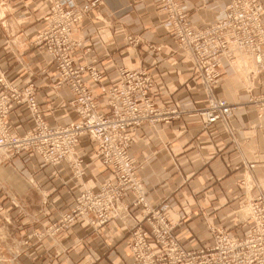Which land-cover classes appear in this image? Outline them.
Here are the masks:
<instances>
[{"label": "crops", "instance_id": "1", "mask_svg": "<svg viewBox=\"0 0 264 264\" xmlns=\"http://www.w3.org/2000/svg\"><path fill=\"white\" fill-rule=\"evenodd\" d=\"M89 1L61 3L75 9ZM177 2L187 24L200 29L223 16L228 0ZM48 5L47 0H0V72L16 88L30 80L42 120L55 127L76 120L77 115L68 106L70 88L58 84L49 55L33 43L45 26ZM164 19L158 0H98L74 26L72 55L75 65L93 66L100 74L98 84L83 75L97 110H106L99 86L116 83L119 66L145 69L153 79L155 103L177 108L176 117L138 128L128 154L146 189V201L153 206L167 204L169 219L175 222L173 234L185 249L192 250L212 243L213 228H222L228 235L245 234L251 220L241 208L257 194L264 197V70H258L246 52H234L230 59L221 57L214 94L232 106L230 127L224 131L218 122L201 126L196 112L205 104L204 93ZM6 122L17 133L32 125L25 105L14 103L8 106ZM73 151L81 158L77 178L65 161L51 166L33 152L1 158L0 211L15 223L16 212L26 210L37 194L38 209L25 211L23 220L43 226L52 219L53 209L68 204L81 186L94 191L109 178L108 169L94 156L92 141L79 138ZM129 217L139 222L141 213L131 209ZM106 229L111 241L102 235ZM98 232L101 236L74 222L68 231L56 235L51 249L64 251L61 259L78 264L86 263L87 249L96 257L95 264H129L125 226L110 220ZM49 242L39 245L48 248Z\"/></svg>", "mask_w": 264, "mask_h": 264}, {"label": "built area", "instance_id": "2", "mask_svg": "<svg viewBox=\"0 0 264 264\" xmlns=\"http://www.w3.org/2000/svg\"><path fill=\"white\" fill-rule=\"evenodd\" d=\"M47 1L45 26L37 32L33 42L41 45L49 55L58 74V84L70 88L73 94L70 107L77 113V119L64 126L48 127L41 118L31 83L13 91L10 99L1 96L0 159L33 152L51 166L65 161L79 175L76 166L81 158L74 154L73 147L79 138L86 137L94 143V154L109 168L111 177L99 186L97 193L86 191L81 194L78 197L80 203L90 206L104 202L109 206L115 200L118 202L120 196L124 197L129 189L133 192V201L144 204V189L128 154L132 135L143 123L171 119L178 115V110L175 107L160 110L151 97L153 79L150 73L141 67L130 69L124 66L116 68V83L100 86L106 110H97L94 95L83 82V74H88L95 82L100 74L93 66L75 65L72 48L76 41L71 34L76 22L98 0H90L75 9L65 7L62 0ZM260 1L229 0L223 17L195 30L187 26L177 0H158L159 8L165 13L166 29L176 39L180 53L192 62L193 74L204 93V107L196 112L203 127L218 122L229 129L227 122L232 106L213 94L220 76L221 57L230 59L234 52H246L252 56L255 67L264 70ZM11 103L23 104L27 108L32 125L22 133L7 126ZM247 202L252 224L242 237L214 230L212 244L185 250L172 233L173 223L157 213L148 218L149 230L134 227L136 243L133 250L152 252L149 253L152 260L139 257L144 262L142 264H264V197L257 194ZM105 219L101 215L100 222ZM147 239H151L162 253L155 259L156 254Z\"/></svg>", "mask_w": 264, "mask_h": 264}, {"label": "rangeland", "instance_id": "3", "mask_svg": "<svg viewBox=\"0 0 264 264\" xmlns=\"http://www.w3.org/2000/svg\"><path fill=\"white\" fill-rule=\"evenodd\" d=\"M260 4L262 7L261 1H260ZM87 11L83 14V16L87 13ZM180 12L182 13V15L185 18V21L187 23L185 13L182 12L181 10H180ZM262 13H263V9L261 11L260 20L262 17ZM224 15H225V11H224L223 16ZM223 16H221V17H223ZM221 17H219V18H221ZM261 22H262V20H261ZM164 26H165V24H164ZM187 26H189V25L187 24ZM263 26H264V24H263ZM165 28H166V26H165ZM191 28H193V27H191ZM193 29L199 30L197 28H193ZM36 34H35V36H36ZM35 36H34V39H35ZM34 39H33V41H34ZM191 64H192V62H191ZM18 65L21 66V68H22L21 72H24V63L22 61H20V62H18ZM219 69H220V67H219ZM55 71H56V69H55ZM56 73H57V71H56ZM86 75H88V74H86ZM89 78L91 79L90 76H89ZM219 78H220V76H219ZM218 81H219V79H218ZM25 82L26 83L23 84V86H25L27 83L32 84V82L30 80H27ZM96 83L98 84V81ZM23 86L20 88H16V86L12 85L10 83V81L4 77L3 72H0V97L4 96L5 98L10 99V95L12 94V92L16 91V90H21L23 88ZM34 88H35V86H34ZM99 88H100V86H99ZM100 92H101V89H100ZM71 94H72V92H71ZM213 94H214V89H213ZM34 97H35V89H34ZM70 100L68 102L69 107H70ZM21 105H23V104H21ZM158 107L160 110L166 111V110H170V108H174L175 105L173 104L171 106H166V107L158 106ZM39 112H40V109H39ZM40 114H41V112H40ZM76 115H77V113H76ZM159 121H164V120H159ZM145 123H147V122H145ZM147 124H150V123H147ZM227 125H228V127H230L229 121L227 122ZM221 127L223 128L224 131H226V128L224 127L223 124L221 125ZM228 130L229 129H227V131ZM94 150H95V146H94ZM94 156H95V154H94ZM79 164H80V162H79ZM134 164H135V162H134ZM67 166H68V164H67ZM76 167L80 170V173H81V168L79 167V165ZM105 167L109 171V174H110L109 178H110L111 177L110 170L107 166H105ZM68 168L70 170V173L72 174V177L77 178L80 175V174L79 175L76 174L74 172V169L70 168L69 166H68ZM135 168H136V165H135ZM109 178H107L106 180H108ZM103 182H100L97 189L94 191H92L91 188L81 186L82 188L80 189V191L77 194L71 195V200L68 204H66L63 207L61 206V207L53 209L54 215H53L52 219H50L48 221V223L43 225V226H40V225L39 226L38 225H32L31 226L30 222H24V220H23L25 211L27 213L28 212L31 213V212L38 209L39 197L37 194H34L33 198L30 199V201H29L30 204L27 205L26 210H23V211L18 210L16 212L17 218H16L15 223H13L3 211L2 212L0 211V264H78V262H76L75 260L73 261L72 259H69V261L61 259L60 256H61V254L65 253L64 251L51 249L52 247H54L53 243L55 242L56 235L61 233V232L68 231L71 224L74 222H79L80 225L87 226L91 232L99 233L98 231L103 230L104 227L106 226V224L108 222H110V220H118L126 228V235L123 237V241H124V246L127 249V252L129 254V257H130V263L129 264H142V263H144V262H142V259H145V258L151 259V255H149V253H152V252H135L133 250V246L136 243V238L133 235L134 227L139 226L143 230H149V225L147 223L148 218H150L152 215L157 214V213L163 214L164 216H166L169 219L170 217L167 213V208H168L167 204L166 203H160V204H157L155 206L149 204V202L146 201V189H145V187L141 181H140V183L144 189V199H145L144 204L143 203L142 204L137 203L136 201H133V192H131L129 189L126 190V195L124 197L120 196L119 197L120 199L118 200V202L115 200L109 206H108V204H106L104 202H102L100 204H92L90 206H88L84 203H80V201L78 200V197L81 194L85 193L86 191H89L92 193H97V191L99 190V186ZM128 196H129V199L127 201L126 198ZM97 206H100L99 209L97 208ZM131 209H137L140 211L141 219L139 222L130 221L129 216H130V210ZM241 210H242L241 212L247 214L248 218L250 219V217H249V203L248 202H245V204L241 208ZM101 215H104L106 217V219L104 221L100 222ZM170 221L173 223V228H172V233H173V229L175 227V222H173L172 220H170ZM141 223H143L144 225H141ZM251 224H252V222H251ZM214 230H220V231L226 233L225 230L222 228H213V229H211V238L213 236L212 231H214ZM107 231H109V229H106L104 231V233H102V235L106 236L108 241H111V239L109 238V235L106 233ZM100 234L101 233H99V235ZM245 234H243V235H245ZM230 236H235V235H230ZM242 236H236V237H242ZM174 237L176 238L177 242L181 245V242L177 239V237L175 235H174ZM47 240L50 241L49 244L51 247L42 248L39 244L41 242L47 241ZM147 240H149L148 242L150 243L152 250L154 251V254H156V256L153 257V259H155L159 255H161L162 253L159 252L160 251L159 247L151 239H147ZM72 241L74 243H76L78 240L76 239V237H74ZM212 241H213V239H212ZM32 242H34V243H32ZM181 247L183 249H185L182 245H181ZM185 250H187V249H185ZM188 250H190V249H188ZM136 253L141 254V255L136 256L135 255ZM84 255H85L84 257H85L86 263L83 262L82 264H95L96 257L91 252V250L87 249L86 253ZM139 257H141L142 259H140Z\"/></svg>", "mask_w": 264, "mask_h": 264}]
</instances>
